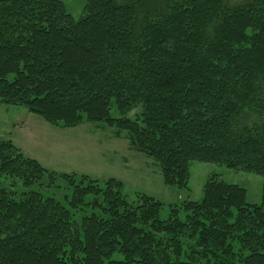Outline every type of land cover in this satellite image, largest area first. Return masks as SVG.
<instances>
[{
  "label": "trees",
  "instance_id": "obj_1",
  "mask_svg": "<svg viewBox=\"0 0 264 264\" xmlns=\"http://www.w3.org/2000/svg\"><path fill=\"white\" fill-rule=\"evenodd\" d=\"M0 104L126 132L166 187L187 189L192 162L262 177L259 205L212 175L161 219L114 179L59 175L70 195L44 197L56 174L0 139V264H264V0H85L77 21L0 0Z\"/></svg>",
  "mask_w": 264,
  "mask_h": 264
},
{
  "label": "rangeland",
  "instance_id": "obj_2",
  "mask_svg": "<svg viewBox=\"0 0 264 264\" xmlns=\"http://www.w3.org/2000/svg\"><path fill=\"white\" fill-rule=\"evenodd\" d=\"M60 1L66 12L75 21L79 20L85 0ZM246 1L230 0V3ZM111 117H118L115 108L111 110ZM0 139H11L24 156L35 159L43 168L56 174L54 186L45 189V178L34 190L60 201L69 196L71 190L58 178L59 175H74L76 181L84 176L100 185L114 179L123 184V193L128 199L141 194L162 203L161 219H167L170 207H179L185 201H200L206 181L214 175L225 184L244 189L246 203H261L262 177L215 164L192 162L187 189L166 187L159 165L131 149L126 132L117 135L115 129L102 123L83 122L77 127L63 129L48 124L24 107L0 104ZM8 184V180L1 182L5 187ZM23 191L17 189V192ZM179 219L184 221V212L180 211Z\"/></svg>",
  "mask_w": 264,
  "mask_h": 264
},
{
  "label": "crops",
  "instance_id": "obj_3",
  "mask_svg": "<svg viewBox=\"0 0 264 264\" xmlns=\"http://www.w3.org/2000/svg\"><path fill=\"white\" fill-rule=\"evenodd\" d=\"M14 145H15V143L11 140V139H9ZM20 151H21V149L17 146V145H15ZM21 153H22V151H21ZM23 154V153H22ZM24 155V154H23ZM26 157V156H25ZM28 158H30V157H28ZM30 159H32V158H30ZM35 160V159H34ZM38 162V161H37ZM39 163V162H38ZM40 164V163H39ZM41 165V164H40ZM42 166V165H41Z\"/></svg>",
  "mask_w": 264,
  "mask_h": 264
}]
</instances>
